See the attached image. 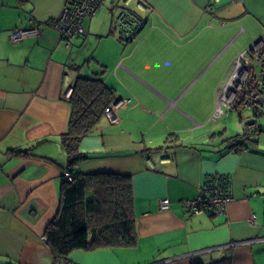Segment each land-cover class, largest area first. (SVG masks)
<instances>
[{
    "label": "crops",
    "instance_id": "obj_1",
    "mask_svg": "<svg viewBox=\"0 0 264 264\" xmlns=\"http://www.w3.org/2000/svg\"><path fill=\"white\" fill-rule=\"evenodd\" d=\"M66 2L0 0V263H62L46 229L69 165L67 88L84 75L122 104L80 139L76 167L131 175L137 241L76 249L63 264H264V128H248L264 115L241 106L213 119L238 53L264 34V0H106L71 43L50 24ZM123 4L142 17L154 8L132 39L114 24ZM31 18L40 33L12 41ZM218 174L232 182L226 211L187 210Z\"/></svg>",
    "mask_w": 264,
    "mask_h": 264
},
{
    "label": "trees",
    "instance_id": "obj_2",
    "mask_svg": "<svg viewBox=\"0 0 264 264\" xmlns=\"http://www.w3.org/2000/svg\"><path fill=\"white\" fill-rule=\"evenodd\" d=\"M116 99L114 89L101 78L80 75L72 83L71 117L62 137L71 179H64L60 207L46 229L56 263H69L68 256L76 249L131 246L137 241L131 175L106 170L85 173L76 167L87 156L78 150L80 139L98 128ZM243 138L237 135L231 146L241 144Z\"/></svg>",
    "mask_w": 264,
    "mask_h": 264
},
{
    "label": "built area",
    "instance_id": "obj_3",
    "mask_svg": "<svg viewBox=\"0 0 264 264\" xmlns=\"http://www.w3.org/2000/svg\"><path fill=\"white\" fill-rule=\"evenodd\" d=\"M106 0H67L61 14L51 21V25L57 28L63 38L71 43L73 38L86 33L84 24L86 18L94 15ZM147 16L142 17L129 6L124 5L114 19L115 26L125 38H134L141 30L144 23L154 17V8L146 6ZM41 24L34 18L30 19V25L16 28L11 33V40L19 42L22 39L39 34ZM70 95L71 87L67 88ZM218 108L213 117L215 120L222 113L236 107L250 109L256 115H264V34L255 37L251 45L240 51L223 78L217 90ZM122 104L121 100H115L107 110L111 121L117 120L116 108ZM251 130L264 128L258 123L256 117L248 125ZM66 178L71 179L69 167L65 171ZM234 199L231 178L228 175H215L203 183L199 194L195 198L186 199L187 210L194 213L212 211L220 213L226 211L227 205ZM162 203L167 206L169 198ZM255 220L253 217L252 221ZM6 264V263H0ZM63 264V263H59Z\"/></svg>",
    "mask_w": 264,
    "mask_h": 264
},
{
    "label": "rangeland",
    "instance_id": "obj_4",
    "mask_svg": "<svg viewBox=\"0 0 264 264\" xmlns=\"http://www.w3.org/2000/svg\"><path fill=\"white\" fill-rule=\"evenodd\" d=\"M129 3H130V1H129ZM129 3H128V4H129ZM124 5H127V4H123L122 6H124ZM127 6H129V5H127ZM121 8H122V7H120V9L118 10V13L121 11ZM96 12H97V11H96ZM118 13H117V14H118ZM233 114H234V112H233ZM232 117H234V116L232 115Z\"/></svg>",
    "mask_w": 264,
    "mask_h": 264
},
{
    "label": "bare ground",
    "instance_id": "obj_5",
    "mask_svg": "<svg viewBox=\"0 0 264 264\" xmlns=\"http://www.w3.org/2000/svg\"><path fill=\"white\" fill-rule=\"evenodd\" d=\"M220 86V85H219ZM219 88V87H218ZM218 90V89H217Z\"/></svg>",
    "mask_w": 264,
    "mask_h": 264
},
{
    "label": "water",
    "instance_id": "obj_6",
    "mask_svg": "<svg viewBox=\"0 0 264 264\" xmlns=\"http://www.w3.org/2000/svg\"><path fill=\"white\" fill-rule=\"evenodd\" d=\"M118 100V99H117ZM68 167H69V165H68Z\"/></svg>",
    "mask_w": 264,
    "mask_h": 264
}]
</instances>
